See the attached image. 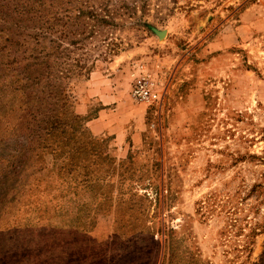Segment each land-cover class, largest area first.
I'll return each instance as SVG.
<instances>
[{
  "label": "rangeland",
  "instance_id": "obj_1",
  "mask_svg": "<svg viewBox=\"0 0 264 264\" xmlns=\"http://www.w3.org/2000/svg\"><path fill=\"white\" fill-rule=\"evenodd\" d=\"M263 54L264 0H0V264H264Z\"/></svg>",
  "mask_w": 264,
  "mask_h": 264
},
{
  "label": "built area",
  "instance_id": "obj_2",
  "mask_svg": "<svg viewBox=\"0 0 264 264\" xmlns=\"http://www.w3.org/2000/svg\"><path fill=\"white\" fill-rule=\"evenodd\" d=\"M262 60L264 59V54ZM161 82L149 77L145 72H140L133 77L130 87V97L134 101L150 103L158 100Z\"/></svg>",
  "mask_w": 264,
  "mask_h": 264
},
{
  "label": "crops",
  "instance_id": "obj_3",
  "mask_svg": "<svg viewBox=\"0 0 264 264\" xmlns=\"http://www.w3.org/2000/svg\"><path fill=\"white\" fill-rule=\"evenodd\" d=\"M87 125H88V127L90 128V130L93 132V133H97L96 131H95V128L97 127V125H96V123L95 122H89V123H87ZM137 133H133L132 134V137H133V139L134 140H137Z\"/></svg>",
  "mask_w": 264,
  "mask_h": 264
}]
</instances>
